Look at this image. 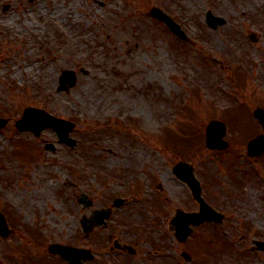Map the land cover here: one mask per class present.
Listing matches in <instances>:
<instances>
[{
	"label": "rangeland",
	"instance_id": "rangeland-1",
	"mask_svg": "<svg viewBox=\"0 0 264 264\" xmlns=\"http://www.w3.org/2000/svg\"><path fill=\"white\" fill-rule=\"evenodd\" d=\"M151 7L180 25L185 43ZM207 11L224 24L209 28ZM63 70L77 75L68 92L57 91ZM26 108L74 123L75 147L50 128L19 132ZM256 108L264 109V0H0V212L11 230L0 237V264H65L47 253L52 243L89 248L87 264H264L250 248L264 241V154H246L264 134ZM212 120L226 125L225 151L205 147ZM181 160L224 216L182 244L170 220L198 205L172 174ZM118 197L125 202L109 228L84 238L82 215ZM119 237L135 241V258L109 252Z\"/></svg>",
	"mask_w": 264,
	"mask_h": 264
},
{
	"label": "water",
	"instance_id": "water-1",
	"mask_svg": "<svg viewBox=\"0 0 264 264\" xmlns=\"http://www.w3.org/2000/svg\"><path fill=\"white\" fill-rule=\"evenodd\" d=\"M155 15L158 18H161L167 23L171 30L178 35L180 38H184L183 33L180 32L179 27L174 24L171 19L161 12L156 11ZM209 21L214 26L216 24H222V20L219 18H214L209 14ZM76 83V76L72 71H63L60 78L59 91L64 90L68 91L69 88H72ZM256 118H258L262 126L264 127V112L257 110ZM6 121L0 119V128L5 125ZM16 127L20 131H32L35 135H38L39 132L44 127L53 128L61 142L66 143L69 146H73L75 141L69 139V132L72 130L73 125L69 122L56 119L47 113L37 110V109H26L22 118L16 123ZM224 135L223 125L219 122H211L206 130V145L210 149L222 150L227 147V143L222 140ZM264 151V136H260L254 141H251L248 145V153L250 155H259ZM174 174L184 181L189 189L191 190L192 196L199 203L200 211L199 213H178V216L174 220V224L178 227V237L180 240L189 234L188 225H197L204 220H214L219 221L221 216L214 212L202 199L201 189L198 182L193 177L192 167L180 163L173 169ZM83 199V198H82ZM81 199V200H82ZM108 216L107 211L96 212L92 216L90 225L93 223L100 224L103 221V218ZM86 230V227H83ZM7 231L5 220L2 215H0V232ZM264 248V247H263ZM49 253L59 254L63 259H65L69 264H81V260H86L90 257L89 253L85 250H78L70 247H63L59 245H51L48 248Z\"/></svg>",
	"mask_w": 264,
	"mask_h": 264
},
{
	"label": "flooded vegetation",
	"instance_id": "flooded-vegetation-1",
	"mask_svg": "<svg viewBox=\"0 0 264 264\" xmlns=\"http://www.w3.org/2000/svg\"><path fill=\"white\" fill-rule=\"evenodd\" d=\"M109 224H107L105 227H103V229L104 230H107L108 228H109ZM108 238V240H110V238L109 237H107ZM117 244H126V245H129L130 246V248L132 249V254H129V253H127V252H123V251H121V250H119L118 248H115L114 249V247H115V245H117ZM109 252L110 253H114L116 256H120V257H122L124 260H126V258H135V241L134 242H131V243H128V242H123L121 239H120V237L119 238H115V239H112V244H111V246L109 247ZM117 257V258H118ZM122 260V259H121ZM116 261H118V262H116V263H119L120 262V259H117Z\"/></svg>",
	"mask_w": 264,
	"mask_h": 264
},
{
	"label": "bare ground",
	"instance_id": "bare-ground-1",
	"mask_svg": "<svg viewBox=\"0 0 264 264\" xmlns=\"http://www.w3.org/2000/svg\"><path fill=\"white\" fill-rule=\"evenodd\" d=\"M47 8H48L47 10H54L53 4H49L48 2H47ZM7 21L12 22L13 20L9 19ZM8 22L6 24H9Z\"/></svg>",
	"mask_w": 264,
	"mask_h": 264
}]
</instances>
